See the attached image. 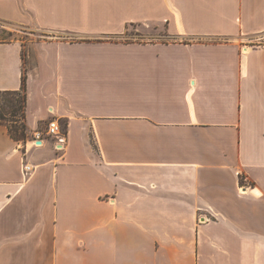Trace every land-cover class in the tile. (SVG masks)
Here are the masks:
<instances>
[{
  "label": "crops",
  "instance_id": "obj_1",
  "mask_svg": "<svg viewBox=\"0 0 264 264\" xmlns=\"http://www.w3.org/2000/svg\"><path fill=\"white\" fill-rule=\"evenodd\" d=\"M0 21L78 40L32 60L31 139L0 126V264H264V0H0ZM23 72L1 42L0 91Z\"/></svg>",
  "mask_w": 264,
  "mask_h": 264
},
{
  "label": "rangeland",
  "instance_id": "obj_2",
  "mask_svg": "<svg viewBox=\"0 0 264 264\" xmlns=\"http://www.w3.org/2000/svg\"><path fill=\"white\" fill-rule=\"evenodd\" d=\"M141 31L138 24H133L128 26L127 30L123 35L117 38L118 41L132 43V42H141V40L146 39L145 32ZM154 35V34H153ZM158 36H165L164 29H159L158 33L155 34ZM56 40V41H78L76 36L67 34V33H56L48 32L42 29H39L35 25H12L6 22L0 21V43L1 42H18L22 46V57L25 61L27 70L31 68V63L35 55L37 54L41 44L44 41ZM8 123L11 124L10 119H7ZM49 123V122H48ZM48 123L42 125L39 129L41 132L47 135ZM61 126L64 128L65 123H61ZM65 129V128H64ZM67 132V130H66ZM28 137L31 139V134L29 133L27 127ZM46 137V136H45ZM48 138V136L46 137Z\"/></svg>",
  "mask_w": 264,
  "mask_h": 264
},
{
  "label": "trees",
  "instance_id": "obj_3",
  "mask_svg": "<svg viewBox=\"0 0 264 264\" xmlns=\"http://www.w3.org/2000/svg\"><path fill=\"white\" fill-rule=\"evenodd\" d=\"M27 67L24 61L22 86L19 91H0V126H5L13 140L18 143H26L27 134ZM10 119L11 124L7 119ZM65 131L67 130V124Z\"/></svg>",
  "mask_w": 264,
  "mask_h": 264
},
{
  "label": "built area",
  "instance_id": "obj_4",
  "mask_svg": "<svg viewBox=\"0 0 264 264\" xmlns=\"http://www.w3.org/2000/svg\"><path fill=\"white\" fill-rule=\"evenodd\" d=\"M51 115H54L52 110L50 111ZM47 136L51 137L53 139L55 149L57 151H62L64 149V146L67 144V132L65 129L61 126L60 121L53 118L49 123H48V128H47ZM40 135L38 134L33 141L35 146H39L38 142H40ZM41 143V142H40ZM32 171V167L25 165L24 167V176H28ZM246 188V187H242Z\"/></svg>",
  "mask_w": 264,
  "mask_h": 264
},
{
  "label": "water",
  "instance_id": "obj_5",
  "mask_svg": "<svg viewBox=\"0 0 264 264\" xmlns=\"http://www.w3.org/2000/svg\"><path fill=\"white\" fill-rule=\"evenodd\" d=\"M38 144H40V142H38Z\"/></svg>",
  "mask_w": 264,
  "mask_h": 264
}]
</instances>
